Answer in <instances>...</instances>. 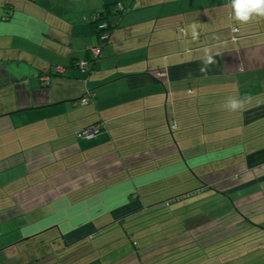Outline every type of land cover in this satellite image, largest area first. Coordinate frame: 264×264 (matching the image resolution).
<instances>
[{
  "label": "crops",
  "instance_id": "crops-1",
  "mask_svg": "<svg viewBox=\"0 0 264 264\" xmlns=\"http://www.w3.org/2000/svg\"><path fill=\"white\" fill-rule=\"evenodd\" d=\"M248 233L264 240V16L0 0V264H222Z\"/></svg>",
  "mask_w": 264,
  "mask_h": 264
},
{
  "label": "built area",
  "instance_id": "built-area-1",
  "mask_svg": "<svg viewBox=\"0 0 264 264\" xmlns=\"http://www.w3.org/2000/svg\"><path fill=\"white\" fill-rule=\"evenodd\" d=\"M124 4L122 2H117L114 5V11L119 13L124 10ZM9 16L8 14L4 15V19H7ZM109 24L107 21L102 20L98 23L97 29L99 30V33L96 36V43L94 46L89 47V53L91 57L97 58L100 56L103 48V44L106 42V40L109 37V31H108ZM75 65L78 68L86 69L87 62L85 60H78L75 62ZM57 73H64V69H57ZM41 80L46 85L49 83L50 77L49 76H42ZM94 97V93L87 92L84 96L81 97L79 103L84 105L87 104L92 98ZM100 131L99 124H93L89 127L83 128L77 132V135L85 138V139H91L95 137V135Z\"/></svg>",
  "mask_w": 264,
  "mask_h": 264
},
{
  "label": "rangeland",
  "instance_id": "rangeland-1",
  "mask_svg": "<svg viewBox=\"0 0 264 264\" xmlns=\"http://www.w3.org/2000/svg\"><path fill=\"white\" fill-rule=\"evenodd\" d=\"M249 233L246 237L233 239V243L238 241L249 242L243 243L238 249L237 254H225L221 258L222 264H264V240L252 239ZM227 244V242H225ZM210 264H219V258H212Z\"/></svg>",
  "mask_w": 264,
  "mask_h": 264
},
{
  "label": "clouds",
  "instance_id": "clouds-1",
  "mask_svg": "<svg viewBox=\"0 0 264 264\" xmlns=\"http://www.w3.org/2000/svg\"><path fill=\"white\" fill-rule=\"evenodd\" d=\"M233 19L238 22H247L255 14L264 16V0H230ZM208 63L212 58L208 57ZM229 110L235 111L243 107V101L234 97L227 99L226 105Z\"/></svg>",
  "mask_w": 264,
  "mask_h": 264
},
{
  "label": "trees",
  "instance_id": "trees-1",
  "mask_svg": "<svg viewBox=\"0 0 264 264\" xmlns=\"http://www.w3.org/2000/svg\"><path fill=\"white\" fill-rule=\"evenodd\" d=\"M114 5H115V4L112 5V8H114ZM102 20H105V21L108 22V24H109V27H108L109 34H110V30L112 29V26H111V24H110V21H109L107 15L102 14V15L98 16V17L94 20V22H93V28L95 29L94 32H95V35H96V36H97V34L99 33V30L97 29V25H98V23H99L100 21H102ZM108 38H109V37H108ZM107 41H108V39L106 40V42H107ZM106 42H105V43H106ZM105 43L103 44V47H104ZM93 46H94V45H93ZM60 74H63V73H60Z\"/></svg>",
  "mask_w": 264,
  "mask_h": 264
}]
</instances>
